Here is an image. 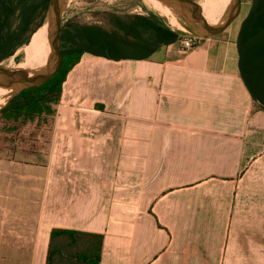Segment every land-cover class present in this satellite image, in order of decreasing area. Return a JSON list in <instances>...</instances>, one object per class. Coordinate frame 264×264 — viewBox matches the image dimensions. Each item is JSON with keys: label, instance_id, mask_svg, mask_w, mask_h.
I'll return each mask as SVG.
<instances>
[{"label": "crops", "instance_id": "obj_1", "mask_svg": "<svg viewBox=\"0 0 264 264\" xmlns=\"http://www.w3.org/2000/svg\"><path fill=\"white\" fill-rule=\"evenodd\" d=\"M225 38L83 55L44 146L0 153V264H46L55 228L103 234L100 264H264V111Z\"/></svg>", "mask_w": 264, "mask_h": 264}, {"label": "trees", "instance_id": "obj_2", "mask_svg": "<svg viewBox=\"0 0 264 264\" xmlns=\"http://www.w3.org/2000/svg\"><path fill=\"white\" fill-rule=\"evenodd\" d=\"M247 1V11L241 18L242 11L238 18L242 21L234 38L239 73L255 109L264 111V0H243L242 9ZM49 2L0 0V63L30 43L32 35L44 24ZM106 19V25L82 24L74 19L67 21L61 34L63 60L59 72L45 84L14 96L0 109V125L8 132L17 133L29 124L41 128L52 122L53 130L63 85L84 54L114 61L153 60L170 45H175L182 53L180 55H184L207 40L227 37L223 32L200 38L198 46L182 52L184 37L173 31L159 14L109 12ZM103 244V234L55 228L50 234L46 264H100Z\"/></svg>", "mask_w": 264, "mask_h": 264}, {"label": "water", "instance_id": "obj_3", "mask_svg": "<svg viewBox=\"0 0 264 264\" xmlns=\"http://www.w3.org/2000/svg\"><path fill=\"white\" fill-rule=\"evenodd\" d=\"M157 1L170 12L177 24H187L190 27V31H177L163 17L173 31L180 33L183 37H198L201 39L218 36L225 32L239 18L243 4V0H231L224 20L219 24H211L204 17L201 7L194 0ZM66 3L67 0H50L45 12L44 24L48 26V43L50 47L49 58L45 66L27 70L10 68L3 65V62L0 63V87L10 92V96L4 106L21 91L39 87L51 80L59 72L63 60L61 34Z\"/></svg>", "mask_w": 264, "mask_h": 264}, {"label": "rangeland", "instance_id": "obj_4", "mask_svg": "<svg viewBox=\"0 0 264 264\" xmlns=\"http://www.w3.org/2000/svg\"><path fill=\"white\" fill-rule=\"evenodd\" d=\"M198 5L203 8V3L210 1L211 4H217L219 2V8L213 14L209 23L211 24H219L221 21L224 20L226 14L228 12V8L230 5L231 0H194ZM246 1V0H245ZM249 2L244 3V7L242 9L243 13L241 18L245 15ZM218 5V4H217ZM219 10V11H218ZM113 12L120 15L126 14H146L148 12H155L160 16L164 17L167 23L177 31L186 32L190 31V27L186 24H177V26H172L170 24L169 19L161 14L160 12L152 11L146 0H67V3L64 8L63 14V24H65L69 20H77L82 24H100L106 25L107 24V13ZM172 18L173 16H168ZM242 19H238L234 22L225 32L227 40L233 41L234 38L237 36L240 23ZM33 37V36H32ZM31 37V38H32ZM19 48L15 54L3 62V65L16 68V66L23 62L26 57V47ZM25 49V50H24ZM10 96V92L4 96L0 97V109H2L7 102ZM56 122V120H55ZM54 122V126H55ZM53 123L45 124L41 128H36L35 124H29L26 127L22 128L20 132H17L13 135H7L8 132L2 125H0V153L4 152V149L10 148V146L17 142V146H21L22 148L25 147H33L36 146L40 148L44 146V142L46 140V136L50 135L52 130ZM54 129V128H53ZM13 133V132H12ZM31 136H36L38 139H30ZM8 138V139H5ZM37 142V143H34Z\"/></svg>", "mask_w": 264, "mask_h": 264}, {"label": "bare ground", "instance_id": "obj_5", "mask_svg": "<svg viewBox=\"0 0 264 264\" xmlns=\"http://www.w3.org/2000/svg\"><path fill=\"white\" fill-rule=\"evenodd\" d=\"M146 2L152 11L160 12L169 19L172 26H177L176 20L173 17H168L170 16V12L165 9V7L159 1L146 0ZM217 4H211L210 1L203 3L202 13L208 22H210L213 14L220 7L219 2H217ZM32 36L33 37L31 38L30 43L26 47V57L23 62L16 66V68L34 70L46 65L50 54L47 24H44L39 29H37V31ZM8 93V90L0 87V97Z\"/></svg>", "mask_w": 264, "mask_h": 264}, {"label": "built area", "instance_id": "obj_6", "mask_svg": "<svg viewBox=\"0 0 264 264\" xmlns=\"http://www.w3.org/2000/svg\"><path fill=\"white\" fill-rule=\"evenodd\" d=\"M200 38L198 37H184L181 43L182 52H187L190 49L198 46L200 43Z\"/></svg>", "mask_w": 264, "mask_h": 264}]
</instances>
